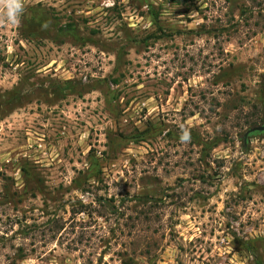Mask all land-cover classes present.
I'll list each match as a JSON object with an SVG mask.
<instances>
[{
    "label": "rangeland",
    "instance_id": "374dc122",
    "mask_svg": "<svg viewBox=\"0 0 264 264\" xmlns=\"http://www.w3.org/2000/svg\"><path fill=\"white\" fill-rule=\"evenodd\" d=\"M2 5L0 264H264V0Z\"/></svg>",
    "mask_w": 264,
    "mask_h": 264
},
{
    "label": "clouds",
    "instance_id": "9594fccd",
    "mask_svg": "<svg viewBox=\"0 0 264 264\" xmlns=\"http://www.w3.org/2000/svg\"><path fill=\"white\" fill-rule=\"evenodd\" d=\"M3 15L10 23H17L20 17L24 13V0H3ZM190 132L187 129H183L180 136L181 142L190 141Z\"/></svg>",
    "mask_w": 264,
    "mask_h": 264
},
{
    "label": "water",
    "instance_id": "95a60500",
    "mask_svg": "<svg viewBox=\"0 0 264 264\" xmlns=\"http://www.w3.org/2000/svg\"><path fill=\"white\" fill-rule=\"evenodd\" d=\"M262 132H264V122L247 129L244 133V145L246 146L248 144V140L251 135L261 134Z\"/></svg>",
    "mask_w": 264,
    "mask_h": 264
},
{
    "label": "trees",
    "instance_id": "16d2710c",
    "mask_svg": "<svg viewBox=\"0 0 264 264\" xmlns=\"http://www.w3.org/2000/svg\"><path fill=\"white\" fill-rule=\"evenodd\" d=\"M175 1H176V2H182V3H183V2H188V1H190V0H175ZM263 122H264V121H263ZM262 133H264V132H262ZM262 133H261V134H262Z\"/></svg>",
    "mask_w": 264,
    "mask_h": 264
}]
</instances>
